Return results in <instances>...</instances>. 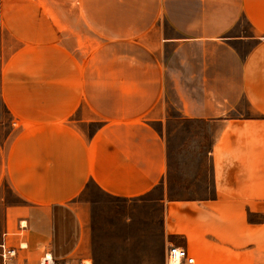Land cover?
I'll use <instances>...</instances> for the list:
<instances>
[{
	"label": "crops",
	"instance_id": "obj_1",
	"mask_svg": "<svg viewBox=\"0 0 264 264\" xmlns=\"http://www.w3.org/2000/svg\"><path fill=\"white\" fill-rule=\"evenodd\" d=\"M0 28L17 43L0 77V240L26 242L29 262L96 264L107 252L91 255L68 203L89 182L124 199L160 183L173 111L214 126L213 191L165 200L160 263L176 243L195 264H264V0H0Z\"/></svg>",
	"mask_w": 264,
	"mask_h": 264
},
{
	"label": "rangeland",
	"instance_id": "obj_2",
	"mask_svg": "<svg viewBox=\"0 0 264 264\" xmlns=\"http://www.w3.org/2000/svg\"><path fill=\"white\" fill-rule=\"evenodd\" d=\"M15 48L16 41L0 28V77L3 65ZM167 116L164 124L159 126L168 155V167L160 183L143 195L124 199L107 195L89 182L65 209L70 214L77 212L97 238L98 245L91 249V255L99 249L107 252L96 264H113L116 260L120 264H163L160 263L164 256L161 223L165 200L212 195L206 152L214 126L205 121L181 118L173 111ZM9 120L0 101V123ZM1 193L12 205H24L5 186ZM58 218L56 223L63 226L67 217L60 223ZM260 218L252 214L248 219L258 221ZM20 220L24 218L17 219V227Z\"/></svg>",
	"mask_w": 264,
	"mask_h": 264
},
{
	"label": "built area",
	"instance_id": "obj_3",
	"mask_svg": "<svg viewBox=\"0 0 264 264\" xmlns=\"http://www.w3.org/2000/svg\"><path fill=\"white\" fill-rule=\"evenodd\" d=\"M25 228V220H20L14 235L22 236ZM11 235L8 231H4L1 235L0 264H91L90 260L85 259L78 261L56 260L48 252L43 253L36 262H29L19 254L20 251L27 249L26 242L19 241L16 245H10L7 242V238ZM163 264H195V259L188 253L186 247L170 243L166 247L165 261Z\"/></svg>",
	"mask_w": 264,
	"mask_h": 264
}]
</instances>
